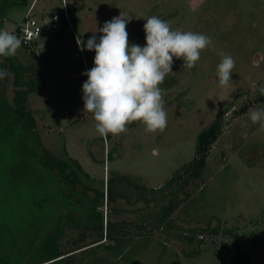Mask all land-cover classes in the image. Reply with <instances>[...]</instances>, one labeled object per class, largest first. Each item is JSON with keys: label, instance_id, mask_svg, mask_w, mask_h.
<instances>
[{"label": "rangeland", "instance_id": "obj_1", "mask_svg": "<svg viewBox=\"0 0 264 264\" xmlns=\"http://www.w3.org/2000/svg\"><path fill=\"white\" fill-rule=\"evenodd\" d=\"M30 9L31 18L42 28L37 41L38 58L22 46L15 57L25 67L41 69L48 85L47 91L28 96L40 148L65 159V146L68 156L97 180L92 187L98 190L106 188L112 174L159 188L194 160L199 134L217 116L219 123L226 120L229 125L208 159L211 176L194 191L187 208V219L193 223L180 222L176 217L184 204L180 201L185 198L182 193H178L180 208L172 210L171 205L169 214L165 210L171 204L169 197L149 206L120 201L119 206L125 211L121 214L131 217L136 213L131 218L146 222L158 238L154 240L176 252L180 264H232V254L222 243L233 246V238L223 232L204 234L198 229L207 222L215 227L219 220L222 228H238L235 232L239 234V245L252 258V264H264V128L250 120L251 110L264 109L259 92L264 87V0H26V4H14L6 10L4 29L17 35L16 29ZM121 13L131 17L126 26L130 44L146 46L143 26L152 15L167 21L173 30L212 38L214 48L201 51L195 67L188 69L182 58H173L172 73L160 85L167 113L163 132L148 133L142 123L132 122L126 133L101 137L94 115L84 111L82 86L88 79L84 73L95 66V51L81 47L93 35L99 42L102 33L98 29ZM55 16L60 19L55 20ZM220 51L235 60L228 86L218 83ZM0 68L10 73L0 80V104L15 112L14 95L18 88L14 85V72L1 57ZM249 102L252 105L246 113L235 116ZM14 138L0 136V252L7 250L8 257L19 260L35 238H39L37 246L43 242L51 227L49 213L52 216L56 204L48 203L41 191L45 176L32 173L26 157H20L19 152L15 155L18 143ZM114 149V160L109 161L108 153ZM28 174L25 184L18 181ZM30 177L34 180L32 187L28 184ZM37 182L40 186L35 189ZM89 195L92 198L93 191ZM73 202L70 209L75 210ZM40 205H47L48 212ZM108 209L105 200V219ZM110 217L113 221L119 218ZM193 229L197 231L194 236ZM148 256L142 261L147 262L141 264H166Z\"/></svg>", "mask_w": 264, "mask_h": 264}, {"label": "trees", "instance_id": "obj_2", "mask_svg": "<svg viewBox=\"0 0 264 264\" xmlns=\"http://www.w3.org/2000/svg\"><path fill=\"white\" fill-rule=\"evenodd\" d=\"M19 3L26 4V0H0V29H4L6 10ZM25 20L26 18L23 21ZM63 21L65 22L64 19ZM16 33L20 38L19 26ZM21 41L22 47L33 58H38L37 42L29 46L22 39ZM1 58L9 63L14 72V85L18 89L14 95L15 112L0 104V132H3L0 136L7 134L17 139L15 155L19 152L20 157H26L25 161L31 167L32 173L45 176L41 191L46 194L48 203H55L56 207L50 210L52 216L49 213L48 221L51 227L44 234L43 242L37 246L39 238H35L29 250L19 256L21 257L19 260L8 257L7 250L1 251L0 264H125L128 261L130 264L137 261L141 264L148 255L149 259L155 256V261L162 260L166 264H180L176 252L171 251L164 243L154 240L157 237L149 231L146 222L131 218L136 213H133L131 217H129L130 214H121L125 211L121 210L119 202L125 201L128 205L142 202L149 206L169 197L171 204L165 208L166 212L168 211L167 214L171 212V205L172 210L180 208V201H182L184 204L176 217L180 222L193 223L192 220L187 219V208L194 191L198 190L201 183H206L211 176L208 166L210 152L229 123L226 120L219 123L217 116L210 127L199 134L194 160L177 170L161 187L149 188L132 177L112 174L106 181V188L102 186V189L98 190L92 187L97 180L85 172L76 159L68 156L65 146L63 147L65 159L57 158L49 151L40 148L37 123L28 109V96L38 91L48 90L43 71L36 70L32 66L25 67L15 56ZM24 87L27 90H22ZM260 99L264 101V95ZM251 105V102L246 104L235 112V116L245 114ZM114 152L115 149L108 153L109 161L114 160ZM32 175L31 177H34V174ZM28 176L29 174L26 179L18 181L25 184ZM33 181L32 179L28 183L31 187ZM39 186L37 182L35 189ZM79 187L82 191H79ZM91 191L94 193L92 198L89 195ZM178 193H182L185 198L179 201ZM68 198L75 201H69ZM105 200L109 207L106 219L103 212ZM73 201L76 203L75 210L70 209ZM40 208L44 211L48 210L47 205H42ZM167 214L162 218V222L168 216ZM111 215L121 220L118 218V221H113ZM168 223L172 222L168 221ZM198 229L204 234L223 232L233 238V246L222 243V247L232 254V264L253 263L252 258L239 245V234L235 232L238 228H222L219 220L215 227L207 222L203 228L199 226ZM196 233L197 231L193 229L192 235Z\"/></svg>", "mask_w": 264, "mask_h": 264}, {"label": "clouds", "instance_id": "obj_3", "mask_svg": "<svg viewBox=\"0 0 264 264\" xmlns=\"http://www.w3.org/2000/svg\"><path fill=\"white\" fill-rule=\"evenodd\" d=\"M131 17L122 13L105 22L97 42L91 36L81 50L95 51L94 67L85 72L83 83L84 111L92 113L95 128L101 137L126 133L128 125L140 122L145 131L163 132L167 127L160 87L166 76L172 73L174 57L183 59L188 69L195 67L201 51L212 47V38L192 31L173 30L170 24L152 15L143 26L146 46L130 44L126 26ZM78 45L81 41L77 40ZM22 41L14 32L0 29V57H14ZM221 62L217 65L218 83L228 86L235 68V60L223 51L218 53ZM10 76L7 69L0 68V80ZM264 95V87L259 89ZM253 124L264 128V109L250 111Z\"/></svg>", "mask_w": 264, "mask_h": 264}, {"label": "built area", "instance_id": "obj_4", "mask_svg": "<svg viewBox=\"0 0 264 264\" xmlns=\"http://www.w3.org/2000/svg\"><path fill=\"white\" fill-rule=\"evenodd\" d=\"M31 9L29 10L27 17L25 21L21 23L19 26L20 29V37L21 39L29 46H33L34 43H36L39 39V37L42 34V28L38 24V22L31 18ZM68 16L67 12L65 13V17ZM68 20V17H66ZM55 20H59L60 18L58 16L54 17ZM54 28H57V25L53 26Z\"/></svg>", "mask_w": 264, "mask_h": 264}]
</instances>
